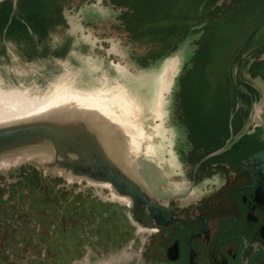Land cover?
I'll return each mask as SVG.
<instances>
[{
	"label": "rangeland",
	"instance_id": "1",
	"mask_svg": "<svg viewBox=\"0 0 264 264\" xmlns=\"http://www.w3.org/2000/svg\"><path fill=\"white\" fill-rule=\"evenodd\" d=\"M32 1L56 10L47 36L0 34V84L33 95L61 82L125 90L134 105L127 133L115 128V157L145 186L148 159L160 187L173 166L158 157L177 155L176 140L220 144L236 110L241 126L238 115L258 114L264 135V0ZM19 166L0 169V264H146L147 233L127 198L37 166L41 177L16 184Z\"/></svg>",
	"mask_w": 264,
	"mask_h": 264
},
{
	"label": "flooded vegetation",
	"instance_id": "2",
	"mask_svg": "<svg viewBox=\"0 0 264 264\" xmlns=\"http://www.w3.org/2000/svg\"><path fill=\"white\" fill-rule=\"evenodd\" d=\"M243 114L241 126L236 110L216 146L191 141L185 150L176 140L177 155L158 157L173 166L160 187L158 164L144 163L150 177L144 194L152 205L141 202L130 211L147 233L146 264H264V160L255 156L264 151L263 126L258 114ZM11 173L16 184L41 177L29 164Z\"/></svg>",
	"mask_w": 264,
	"mask_h": 264
},
{
	"label": "water",
	"instance_id": "3",
	"mask_svg": "<svg viewBox=\"0 0 264 264\" xmlns=\"http://www.w3.org/2000/svg\"><path fill=\"white\" fill-rule=\"evenodd\" d=\"M106 121L83 113H50L2 124L0 159L24 156L12 165L29 164L47 173L58 171L107 183L133 207L141 202L151 206L145 184L116 160L115 128L120 127ZM255 156L264 160V151Z\"/></svg>",
	"mask_w": 264,
	"mask_h": 264
},
{
	"label": "bare ground",
	"instance_id": "4",
	"mask_svg": "<svg viewBox=\"0 0 264 264\" xmlns=\"http://www.w3.org/2000/svg\"><path fill=\"white\" fill-rule=\"evenodd\" d=\"M58 64L60 65V63ZM64 76H68V74H64ZM115 90L110 89V87L106 89L90 88L88 90L75 86L71 83L61 82V84L54 85L52 90L45 94L33 95L27 88H5L0 84V125L18 121L21 122L23 120H28L50 113H83L89 117L92 116L106 118L108 119V121H106L108 124L118 125L126 132L128 131L127 124L129 123L127 117L129 114L127 113L129 110H132L134 103L133 100L129 98L130 95H128L129 97L125 95V90ZM111 102H115L116 105L121 104L120 107L125 111V113L122 114L120 110L109 106ZM121 134L120 137L122 136ZM118 144H116V146ZM25 158L26 157L24 156H16L0 159V169L6 168L12 164H16ZM105 185L109 187L107 183Z\"/></svg>",
	"mask_w": 264,
	"mask_h": 264
},
{
	"label": "trees",
	"instance_id": "5",
	"mask_svg": "<svg viewBox=\"0 0 264 264\" xmlns=\"http://www.w3.org/2000/svg\"><path fill=\"white\" fill-rule=\"evenodd\" d=\"M55 12V9L44 8L42 4L32 0H18L15 7L10 0H2L0 34H5L11 39L22 36L27 42H31L30 34L37 37L38 41L45 40L52 20L49 15Z\"/></svg>",
	"mask_w": 264,
	"mask_h": 264
}]
</instances>
